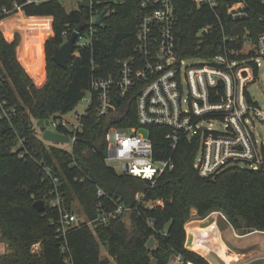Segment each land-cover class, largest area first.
Returning a JSON list of instances; mask_svg holds the SVG:
<instances>
[{
    "label": "trees",
    "instance_id": "16d2710c",
    "mask_svg": "<svg viewBox=\"0 0 264 264\" xmlns=\"http://www.w3.org/2000/svg\"><path fill=\"white\" fill-rule=\"evenodd\" d=\"M15 1L21 0H0V13L4 8L11 9ZM248 2L253 11L249 10L244 20L234 19L227 12L225 2L217 8L227 34H243L248 29L256 39L264 29V21L258 15L259 11H264V6L259 0ZM175 4L182 54L204 57L215 54L219 49L220 30L216 29L200 51L193 43L198 28L216 22L215 12L208 6L194 9L192 0H175ZM137 6V0L114 5L92 45L79 47L78 54H74L65 67L59 66L53 56L64 43L65 30L86 25L87 8L68 11L61 3L50 1L24 6L27 15L19 11L2 21V25L8 27L13 22H16L14 27H26L28 35L20 56L39 81L45 77L43 34L52 31V24L54 35L45 42L48 78L39 87L18 61L16 41H7L0 30V68L7 78V96L17 107V116L12 122L0 119V239L8 246L0 264H64L62 240L57 237L56 225L52 224V220L59 218L57 208L46 205L40 212L34 206L35 201L52 189L37 159L47 160L56 167L61 190L69 204L75 209L77 202L89 220L114 209L112 198L132 208L129 224L123 217L107 224L96 222L93 227L84 225L70 229L66 239L74 264H109L110 260L101 258L102 243L108 244L110 256L119 264H169L176 255L199 264H210L205 256L186 247V224L194 215L205 218L214 211L222 212L238 230L245 227L264 230V165L257 170L233 166L202 176L194 167L199 149L197 141L182 138L173 150L165 138L167 129L158 126L151 127L154 155L157 159L172 156L175 168L166 171L154 185L118 173L106 162L108 127L137 123L132 95L122 101L126 114L123 122L115 123L109 116L99 119L93 106L82 118L83 131L72 151L52 141L46 146L38 121L74 110L90 87L92 77L109 75L116 69L117 59L132 52L137 32ZM32 30L41 32L36 34L39 37L36 61L28 55L31 42L36 38ZM21 139L25 142L22 149L28 151L24 157L13 150ZM98 188L104 190L103 196L98 195ZM137 192L141 200L136 199ZM152 236L156 244L148 248L147 242ZM39 242L41 250L33 252L32 246Z\"/></svg>",
    "mask_w": 264,
    "mask_h": 264
},
{
    "label": "built area",
    "instance_id": "2783aa9c",
    "mask_svg": "<svg viewBox=\"0 0 264 264\" xmlns=\"http://www.w3.org/2000/svg\"><path fill=\"white\" fill-rule=\"evenodd\" d=\"M50 1L63 5V0L15 1L11 9H3L0 19L19 11L25 13L24 6ZM192 1L194 9L208 6L216 14V22H208L193 35L194 46L200 51L216 29L220 30L219 49L215 54L210 57L182 54L175 0H137V32L132 52L118 58L116 69L109 75L92 77L90 87L81 99L86 100L89 94L88 106L83 114L76 115V122L59 114L49 119L47 128L51 129L53 125L54 129L51 130L68 135L69 149L72 151L83 131L82 118L88 114L89 108L95 107L99 119L109 116L113 121L121 119V123L126 116L122 101L132 95L136 102L137 123L131 126L112 124L105 134L106 162L117 163L119 172L112 167L118 173L150 181L154 185L166 171L175 168L172 156L163 159L155 157L151 136V127L154 126L167 129L165 138L173 150L182 138L197 141L199 149L194 167L202 176L214 175L233 166L254 170L261 168L264 165V96L257 98L251 87L259 82L261 70L264 71V29L256 39L251 37L248 29L243 34L226 33L217 8L225 2L227 12L234 19H240L244 14L247 19L249 10L253 11L248 0ZM75 2L79 5L76 9L82 7L83 0ZM88 2L89 6L85 7L88 9V22L79 32L77 54L79 47L92 45L114 5L124 0ZM104 10L107 11L105 18L97 25V16ZM258 15L264 21V11H259ZM75 30L64 31V42L68 41ZM1 68L0 119L12 122L17 116V107L7 96V78ZM41 134L43 137L42 131ZM49 142L46 140L47 147ZM24 144L21 139L13 149L20 157L28 153L22 149ZM37 161L45 179L49 178L52 184V189L43 194L41 200L45 207L49 205L57 208L59 218L52 220V224L56 225L57 237L62 240L64 264H74L66 239L70 229L84 225L91 227L96 222L107 224L112 219L123 218L132 208L112 198L114 209L105 211L94 220H89L86 215L80 220L77 211L71 207L61 190L62 183L56 167L44 159ZM97 193L99 196L105 194L102 188H98ZM39 244L36 243L34 247ZM32 251L36 252L35 249ZM228 253L226 248L221 255L226 264H244L240 262V254L230 257ZM1 254L0 251V257ZM170 262L199 264L194 260H185L182 255L173 256Z\"/></svg>",
    "mask_w": 264,
    "mask_h": 264
},
{
    "label": "rangeland",
    "instance_id": "374dc122",
    "mask_svg": "<svg viewBox=\"0 0 264 264\" xmlns=\"http://www.w3.org/2000/svg\"><path fill=\"white\" fill-rule=\"evenodd\" d=\"M62 3H63V6L68 11L76 9L79 6L78 3L75 2V0H63ZM15 14H17V13H11L10 15L6 16L5 18L0 19V30L2 31L3 36L7 39V41H9V42H12L14 40L16 41V43H17L16 52H17L18 61L24 67L26 72L29 74L33 83L36 86L41 87L46 83L47 78H48L46 51H44V54H45L44 55L45 77L39 81L32 75V73L30 72V70L28 69V67L26 66V64L24 63V61L21 59V56H20L21 46L26 39V34L28 35V33L25 32L26 27L25 26L14 27L13 25H15L16 22H13L12 24L9 25V27L13 26L14 28L13 27L9 28L8 26L2 25V21L4 19L11 17V16H14ZM25 15H27V14H25ZM51 17H52V22L54 23V17L53 16H51ZM12 28H13V30H11ZM32 32L35 35L33 37L34 38L36 37V38L33 39V42H31V46H30L31 51H33V52L31 53V51H30V53H28V55H29V57H31L33 59V61L34 60L36 61V59L38 58V55H39L38 49H37V47H38L37 42H39V37L36 36V34L40 35L41 32L40 31L37 32L36 30H32ZM52 35H54L53 24H52V31L46 32V34H43V36H44V50H45L46 40L49 37H51ZM75 54H77V50L75 51ZM251 91L257 98H262V96H264V71L263 70H261L259 82L251 87ZM88 99H89V94H87L86 100H81L78 103V105L74 108V110H72L66 114H63V116H65V119H71L72 121L76 122L77 121L76 115H78V114L81 115L85 112V110L88 106ZM51 129H54L53 125L51 126ZM262 133L264 136V129H262ZM55 143L59 144L61 146H64L65 148H68V149L70 148L69 142H55ZM108 164L110 166L115 167L118 172L120 171L119 168H117V166H116L117 163L109 162ZM138 197L141 198L140 192L136 193V199ZM147 203L149 205L153 204V202H147ZM74 207L78 213L80 220L84 219L85 218V212L82 210V208L78 205L77 202H75ZM130 212H131V210L126 212L123 216L124 218H126L125 223L127 222V224H129ZM193 213L195 214L196 211H193ZM210 214H214L216 219H218V222H217L218 225H220V224L222 226L224 225V228L222 231V234H223L222 240L224 243H223L221 250L225 251L226 248H228V250H229L228 254L230 255V257H234L235 254H240V257H241L240 262H244V264H264V230L258 229V228H246L245 227V228H242L240 230L248 229V230H250V232H244V231L241 232L240 230H238L236 228H232L226 220L225 221L223 220L224 217L222 215L223 214L222 212L214 211V212H211ZM201 219H204V218H199V217H196V215H194L193 218L191 220H189V222L186 224L187 232L188 231L190 232V229H189L190 224L195 223L196 226L203 224V223L199 224V222H198V220H201ZM209 226H210V223H208L206 225V228ZM91 227H93V225ZM196 229L195 230L199 231L201 235L204 234V229L202 232L201 226L199 228H196ZM241 234H244V235H241ZM206 240L202 241V243H206ZM218 240H219L218 234L214 233L211 237V240H208V243H206V245L209 248L211 246H213L215 251L211 250V251L206 252L202 248L191 249V250H195L196 252L203 254V256L208 258L209 262H210V260L213 262V263L211 262L212 264H226L224 259L221 256L222 253L218 249V245H213V244H216L218 242ZM195 243H197V245L199 244L198 242H196V240H194L193 245H195ZM34 245L32 246V250L35 249L36 252L40 251L41 245L39 244V245H36L35 247H34ZM202 246H204V245H202ZM7 250H8L7 244L1 240L0 241V251L2 253L1 255L5 254L7 252ZM101 258L103 260H110L109 264H119L116 260H114L110 256L107 243L101 244Z\"/></svg>",
    "mask_w": 264,
    "mask_h": 264
},
{
    "label": "water",
    "instance_id": "95a60500",
    "mask_svg": "<svg viewBox=\"0 0 264 264\" xmlns=\"http://www.w3.org/2000/svg\"><path fill=\"white\" fill-rule=\"evenodd\" d=\"M260 3L264 4V0H259ZM82 6L88 7L89 2L88 0H83ZM106 10L101 12L96 19V24L100 25L106 15ZM246 15H242L240 19H245ZM85 25L81 24L79 25L76 30L71 34L70 38L68 41L64 42L60 47H58L55 51V54L53 56L54 61L62 67H65L69 60L72 58L74 55V52L76 50V41L78 39L79 32H81L84 29ZM47 41V40H46ZM121 119L117 118L114 120L115 123H119ZM50 120L49 119H40L38 121V125L40 126V130L43 132V138L52 142H69V136L62 134L60 132L51 130L47 128V125H49ZM34 206L40 211L45 210V203L43 200H37L34 202ZM193 211H196L195 208L192 209ZM241 232H250V230L245 229V230H240ZM156 244V239L154 236L150 237V239L147 242V247L148 248H154Z\"/></svg>",
    "mask_w": 264,
    "mask_h": 264
},
{
    "label": "crops",
    "instance_id": "0c3cea01",
    "mask_svg": "<svg viewBox=\"0 0 264 264\" xmlns=\"http://www.w3.org/2000/svg\"><path fill=\"white\" fill-rule=\"evenodd\" d=\"M46 51V50H44ZM223 217H224V221L226 220L229 225L233 227V225L230 223V221L227 219V217L222 214ZM199 224L200 223H205L204 226H202L203 224H200V225H195V223H192L190 224V232L188 231L187 232V239H186V247L189 248V249H197V248H202L204 251L208 252V251H215V249L213 248V246H211L210 248L206 245V243H208V240H211V237L214 233H217L218 234V242L216 244H213V245H223V240H222V231H223V228H224V225L222 226L221 224L218 225V219H216L215 215L214 214H210L208 215L206 218L204 219H201V220H198ZM208 223H210V226L206 228V225ZM201 226V228L204 229V234H200L199 231H196L197 229L196 228H199ZM187 228V227H186ZM196 229V230H195ZM214 229V230H213ZM187 230V229H186ZM205 235V236H204ZM204 236V237H203ZM207 239V240H206ZM194 240H196V242H198L199 244L196 246L193 245V242ZM206 240V243H202V241ZM204 245V246H202ZM202 246V247H201ZM201 254V253H200ZM203 255V254H202ZM207 258V257H206ZM208 259V258H207ZM212 261L210 260V263ZM213 263V262H212ZM211 263V264H212ZM169 264H173L172 262H170Z\"/></svg>",
    "mask_w": 264,
    "mask_h": 264
},
{
    "label": "bare ground",
    "instance_id": "6f19581e",
    "mask_svg": "<svg viewBox=\"0 0 264 264\" xmlns=\"http://www.w3.org/2000/svg\"><path fill=\"white\" fill-rule=\"evenodd\" d=\"M197 243H195V245H196ZM222 246L223 245H220V246H218V249H219V251L223 254L224 253V251L223 250H221V248H222Z\"/></svg>",
    "mask_w": 264,
    "mask_h": 264
}]
</instances>
